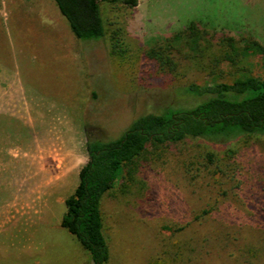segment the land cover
I'll use <instances>...</instances> for the list:
<instances>
[{
    "label": "rangeland",
    "instance_id": "374dc122",
    "mask_svg": "<svg viewBox=\"0 0 264 264\" xmlns=\"http://www.w3.org/2000/svg\"><path fill=\"white\" fill-rule=\"evenodd\" d=\"M99 7L104 37L80 41L52 0H0V264H92L60 226L86 135L113 139L140 115L190 109L201 99L185 87L240 75L223 57L229 41L264 47V0ZM170 43L174 68L159 72L147 55ZM245 70L264 80V55ZM100 211L107 264H264V135L148 148Z\"/></svg>",
    "mask_w": 264,
    "mask_h": 264
},
{
    "label": "trees",
    "instance_id": "16d2710c",
    "mask_svg": "<svg viewBox=\"0 0 264 264\" xmlns=\"http://www.w3.org/2000/svg\"><path fill=\"white\" fill-rule=\"evenodd\" d=\"M52 1L77 40L93 41L104 37L99 0ZM107 1L134 8L140 0ZM185 31L190 49L198 51L197 25L191 23ZM180 39L181 35L176 34L172 43ZM171 49L170 43L147 55L159 72L173 70ZM227 49L223 57L232 67L239 66L240 75L231 83L185 87V93L201 99L194 107L140 115L113 139L86 135L88 160L79 169L76 188L64 201L65 212L60 226L89 254L92 264H107L109 259L103 234L101 199L112 189L121 169L136 164L148 148L153 151L168 149L188 139L218 141L238 135H264V80L245 70L250 55H264V47L255 40H247L242 45L231 40Z\"/></svg>",
    "mask_w": 264,
    "mask_h": 264
}]
</instances>
